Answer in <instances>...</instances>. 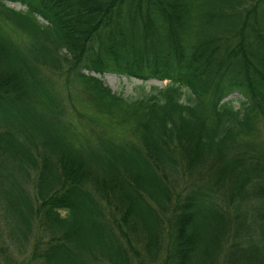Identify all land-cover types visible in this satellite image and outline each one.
Returning a JSON list of instances; mask_svg holds the SVG:
<instances>
[{"label":"trees","instance_id":"obj_1","mask_svg":"<svg viewBox=\"0 0 264 264\" xmlns=\"http://www.w3.org/2000/svg\"><path fill=\"white\" fill-rule=\"evenodd\" d=\"M8 1L31 41L0 31V264H264V0ZM59 61L135 140L73 135Z\"/></svg>","mask_w":264,"mask_h":264},{"label":"rangeland","instance_id":"obj_2","mask_svg":"<svg viewBox=\"0 0 264 264\" xmlns=\"http://www.w3.org/2000/svg\"><path fill=\"white\" fill-rule=\"evenodd\" d=\"M3 4L13 9L25 10V6L19 2L1 0ZM38 20L42 21L40 17ZM0 31L6 33L21 45H28L31 38L15 26L11 20L5 17V12L0 7ZM62 54L64 49L58 50ZM57 69L54 65H44L40 68V77L50 84L52 94L57 98L60 104L61 120L73 135L78 140L88 138L95 140L96 137H108L118 142L135 140V137L129 126L120 125L117 123V118L107 111L99 112L92 99L89 96V90L83 85L78 78L76 72L80 63L72 68H67L61 61ZM82 72L100 79L103 85L107 86L112 93L121 96H136L139 92L138 84L143 85V89H148L149 86H161L165 84V80L148 79L144 82L137 78L119 76L114 73L104 72L102 74L93 71ZM184 90V89H183ZM237 94H230L227 98L236 97ZM185 98V95H183ZM254 139L259 144L264 146V117H261L257 122ZM31 186L28 184L26 187ZM32 188V187H31ZM9 264H18L16 257L22 259V256H17V253L11 245H9ZM16 256V257H15ZM25 260V258H24Z\"/></svg>","mask_w":264,"mask_h":264}]
</instances>
